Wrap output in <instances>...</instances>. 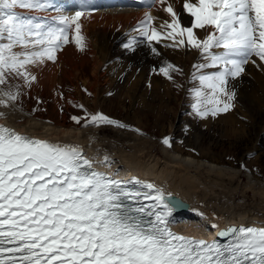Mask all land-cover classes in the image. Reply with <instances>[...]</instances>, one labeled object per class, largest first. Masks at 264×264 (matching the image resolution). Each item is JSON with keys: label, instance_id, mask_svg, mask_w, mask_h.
<instances>
[{"label": "snow or ice", "instance_id": "6c2138e0", "mask_svg": "<svg viewBox=\"0 0 264 264\" xmlns=\"http://www.w3.org/2000/svg\"><path fill=\"white\" fill-rule=\"evenodd\" d=\"M152 2L171 18L161 32L146 13L137 29L152 52L159 55L153 41L168 39L169 46L200 52L206 62L194 65L197 72L218 69L211 75L193 73L201 85L194 92L196 114L203 118L230 110L236 93L228 87L229 78L240 77L252 56L264 63V0H183L182 11L170 0ZM53 7L50 0H0V107L18 99L20 86L12 91V80H23L24 86L36 80L30 66L55 62L69 43L84 49L79 21L85 13H59L37 22L16 11ZM185 14L190 26L182 21ZM196 29L211 30L200 39ZM134 43L124 47L134 50ZM172 71L178 69L170 63L159 69L168 79ZM202 97L214 107L202 110ZM84 119L86 127H126L99 112ZM162 143L169 145V139ZM132 183L146 191L131 190L126 182L96 171L76 146L0 126V264H264V226L227 228L218 233L225 243L185 237L169 227L176 207L170 194L166 197L152 183Z\"/></svg>", "mask_w": 264, "mask_h": 264}, {"label": "bare ground", "instance_id": "6f19581e", "mask_svg": "<svg viewBox=\"0 0 264 264\" xmlns=\"http://www.w3.org/2000/svg\"><path fill=\"white\" fill-rule=\"evenodd\" d=\"M170 2L175 5L177 10L182 11L183 0H170ZM58 14L39 11L32 13V15L50 19ZM143 14L144 12L136 13L123 9L122 11L118 9H106L92 15H84L79 21L85 44L82 51H88V54H91L96 61L102 63L105 60L107 61L108 49L114 47L112 46L113 42H118L124 46L130 40H133L135 41L133 45L140 46V49L146 55L145 66L148 65L152 68L156 61L154 57H149L151 48H146L145 43L139 41L141 39L139 36H142V34L137 31L141 25L139 19ZM149 14L154 17L155 22L159 25L170 20L168 14L163 11L162 5L149 12ZM182 21L185 25L190 26V18L186 14L182 16ZM210 30L196 29L194 31L200 39H204ZM147 45H149V42ZM152 45L159 53V55H154L158 59H162V63L163 60L170 61V57L173 56H176L175 58H178V61L183 59V64L193 62L194 65H197L199 62L201 64L206 62L202 61L201 54L198 50L190 46H169L172 45V41L168 39H162L159 43L153 41ZM68 46L63 51L61 49L57 52L55 62L45 61L43 64L30 66L29 71L36 77V80L31 84L29 91L26 90L28 89L26 86L23 87L26 88L25 90L28 95L35 92L37 90L36 88L43 93L49 91L55 92V86L62 84L61 81L64 77L66 80L73 81L75 76L81 72L80 68L78 70L76 66L78 63L76 62L78 58L82 61L85 60L86 55H81L82 51L78 50L74 43ZM99 50L105 51L106 56L102 54L100 58L97 54ZM214 51L219 52L222 50L214 49ZM99 55L101 56V53ZM147 57L149 59L148 61H146ZM178 61L174 60V63L177 64ZM105 66V64L102 66L98 65V68L102 69ZM182 68H184V65ZM208 69L210 72L208 75L218 70L216 68ZM96 70L97 67L95 65L90 74L92 78L91 84H89L90 81L88 78L83 79V84L88 85L92 90L96 84L107 80V76L103 77L102 75L101 77H96ZM193 70H196V68ZM128 74L127 76H129ZM130 74L131 76L128 78H130L129 81L131 80V82H128V91H125L126 95L130 92L129 90L131 88L134 89L135 84L138 87L140 85L142 86V83L148 85L145 87V90L152 92L154 96L155 94H160L161 97L166 98L173 91L172 83L169 80H166L162 76L158 77L152 72L146 73L143 70L136 72L135 70L134 72H130ZM186 81H188V76H186ZM228 87L236 93L234 100L231 101L232 107L230 110L227 112H219L215 116L208 114L202 120L196 119V122L202 126L214 128V125L209 120H216L215 122L219 124L218 126L222 131L221 135L219 134L220 137L230 136L232 140L238 139L240 141L251 142V147L249 149L247 148L246 153L248 152V154L251 153L254 155L252 162L258 161L262 151H264L261 147V143L264 144V141L260 140L262 135L264 136V125L262 127L259 126L261 123L259 119L262 118V115L260 113L258 114L257 111H248V107L242 101L239 105L236 99L244 98L247 102L249 100L255 101L258 112L264 110V63L255 56L250 57L249 62L245 65V72L236 79L229 78ZM203 91L210 93L211 90L203 89ZM259 92L263 94V97H260ZM123 93L124 90H121L120 95ZM144 94L146 93L142 92L138 96V100H141V98L143 100V97L147 95ZM53 98L55 99L54 106L56 107L58 100L54 96ZM220 98L222 101L226 99L223 96ZM201 99L205 100L206 98L202 97ZM96 100L98 98L95 97L94 110L95 113H100L96 105ZM144 102L143 100L142 103L145 104L146 102ZM212 107L214 105L208 108L210 109ZM219 107H223V103ZM17 108L19 106L16 102L10 103L8 107H0V126L11 128L17 133L33 139H42L49 143L59 145L76 146L81 150L85 158L92 160L93 167L96 171L101 173L109 174V172H112V163L114 160H117L120 163L118 167H123L124 169V175H122L124 178L134 176L140 182L154 184L157 188L163 190L166 197L170 194L171 200L173 198H179L186 202L188 204L187 209L173 211L172 216L169 218L170 229L179 235L195 239H204L206 241L211 239L213 234L209 229L193 223L197 217L196 214L200 215L202 219L204 218L209 223L212 231L216 228H225L231 224L236 226H264V180L253 176L251 180H254V182L248 181L239 184L238 180L242 172L240 173V170L236 172L234 170L232 171L233 164L231 163L229 166L220 165V162L208 156L203 150L200 151L198 157H196V154L192 156L177 144L171 147V150L177 153V155H168V150L164 151L163 149L159 153L160 151L154 150V145L149 140L138 135L140 134L138 132L140 130L139 124L136 128L138 131L130 129L127 126V128H118L110 125H102L99 127H86L82 125V127H73L65 123L63 120L64 116H60V120L57 123H52L49 120L37 116H25ZM236 113L246 118L247 122L243 123L239 121V118L235 115ZM258 128L259 130L257 131ZM108 130L114 133L111 139H109L110 137L101 136L102 133L105 134ZM202 134L201 130L196 133L194 131L193 136L188 140L184 141L185 137H175V139L180 143L184 142L186 147L200 149L204 140ZM251 135H254V139H250ZM118 146L119 149L117 148ZM93 148L100 149L102 155L99 157ZM105 157H107V161H105ZM245 159V157L242 158L243 162L240 164L241 167L247 164L244 162ZM112 175L116 176V170ZM249 194H251L252 201H248ZM240 201H243V203H240ZM213 225L216 227H213Z\"/></svg>", "mask_w": 264, "mask_h": 264}, {"label": "rangeland", "instance_id": "374dc122", "mask_svg": "<svg viewBox=\"0 0 264 264\" xmlns=\"http://www.w3.org/2000/svg\"><path fill=\"white\" fill-rule=\"evenodd\" d=\"M16 11H18L17 13L23 15L25 18L28 19L34 18L37 22H41V20L43 22L49 21V19L47 20L45 18L37 19L36 17L38 16L32 15L34 11L31 10L17 8ZM69 44L65 45L64 48L62 47V51L65 49V47H69L68 46ZM112 46L114 47H110V49H108L110 53L108 52L107 56L105 51L103 50H99L97 52L100 58L102 57V54H104L107 58V61L104 59L105 61H103L102 63L96 61L91 54H88L89 53L88 51H82L81 55H86V59L82 61L80 58H78L77 59L78 61L76 62L78 63L76 66L78 70L79 68L81 69V72L75 76L73 81H69L68 79L66 80V78L64 77L61 81L62 84L55 86L56 87L55 92L49 91L43 93L39 91L38 88H36L37 90L35 92H33L31 95H28L26 93V90L29 91L31 85L26 86L28 88L26 89L23 88L25 87L23 80H19V79L12 80L10 82L12 91L17 90L15 88V85L20 86L18 89L19 96L18 99L15 101L19 106V108L17 109L21 111L20 113L25 114V116L28 115L37 116L45 120H49L52 123H57L60 120V116L62 117L64 116L63 120L67 125H71L73 127H82V125H85L86 123V121L84 120L86 113L95 114L94 98L96 97L98 98V100H96V105L99 108L100 113L109 117L110 119H113L121 124H124L125 126L133 130H135L139 124L140 130L138 132L140 134L138 135L143 136L144 138L149 140L152 143V145H154L153 147L154 150L158 152L160 151L159 153H161V150L163 149L164 151L168 150L167 151L168 155H172V154L177 155V153L171 150L172 145L175 144L181 146L185 152L190 153L192 156H195L196 154L197 155L196 157H198L200 151L203 150L208 156L213 157L215 160L220 162V165L229 166L231 163L233 164L232 171L234 170L236 172L240 170L239 172L242 173L240 174L241 177L238 180L239 184H243L248 181L254 182V180H251L253 176L255 178L264 180V151H262L258 161L252 162L254 155L251 153L248 154V152L246 153L247 148L249 149L251 147V142L240 141L238 139L232 140L230 139L231 137L228 135H227L228 137H223V138L220 137L222 131L218 126L219 124L215 122L216 120L211 121L208 119L210 123L214 125V128H208L196 122L197 120H202V117L196 114L192 105L197 102L194 96V92L196 89H199L201 85L198 79L193 78V73H196L197 77L200 74L208 75L210 74L208 68L203 69V71L201 70L200 72H197V70H193L195 68L194 66L192 68V65L194 64L193 62L190 64L189 63L183 64V59L178 61L177 60L178 58H175L176 56L170 57L169 59L170 61L163 60L162 63V59H158L154 55L152 50L149 52V57L150 58L154 57L156 63L154 62L155 64L151 68L148 65L145 66L144 63H145L146 55H144L145 53L140 49V46L133 45V49L135 48L134 50L126 49L123 45H120L118 42H113ZM146 46L147 45H145V47ZM142 47L144 50H146L144 46ZM173 51H177V50H173ZM100 53L101 56L99 55ZM138 55L141 56L139 57ZM201 59L202 61H205L202 58V56ZM148 60L149 59L147 57L146 61ZM174 60L178 61V63L175 64ZM169 63L174 65V67H178V71L170 72L171 79H168L164 75L159 73V69L161 65L165 66ZM103 64H105L106 66L103 67L102 69H99L98 65L102 66ZM199 64L201 63L199 62ZM95 65L97 67L95 76L96 77H101L102 75L103 77L107 76L106 77L107 80H103L105 82L96 84L95 88L92 90L90 89V87H88V85L83 84V79L88 78L90 81L89 84L92 83V78L90 74L91 71L94 69ZM183 65L184 68H182ZM135 70L136 72L140 70L146 71V73L152 72L158 77L160 76L164 77L166 80H169L172 83L173 91L166 98L161 97L160 94L159 95L155 94L154 96L152 92H148L145 90V87H147L148 85L146 83H142V86L144 87H142L141 85L137 87L135 84L134 89L131 88V90H129L130 92L126 95L125 93L128 91L127 90L128 82H131V80L129 81L130 78L128 77L131 76L130 72H134ZM189 72H190V76H189ZM127 74L129 76H127ZM186 76H188V81H189L188 90H186L185 87V85L188 82L186 81ZM126 78L128 79L126 80ZM132 79H134V77H132ZM195 80L197 81V85H193L192 83ZM183 88H184V93H183ZM121 90H124V93L122 95H120ZM142 92L147 94V95L144 94L146 96L143 97L144 98L143 100L146 102V103L144 102L145 104L142 103L143 102L142 98L141 100H138V96L141 95ZM53 93L55 94L53 95ZM150 93L152 94L149 95ZM259 94L260 97H263V94L261 92H259ZM53 96L58 100V105L56 107L54 106L55 99L53 98ZM125 96H127V98H125ZM236 100H237L236 102L239 105L241 104L242 101L244 105L248 107V111L252 112L253 110V112L257 111L258 114L260 113V115H262V118L259 119V122H261L259 126L262 127L264 125V119H263L264 110L258 112V107L256 106L257 103H255V101L249 100L247 102V100L244 98L243 99L237 98ZM201 101H202V109L203 107L208 108L213 106L212 104L203 103L204 100L202 99ZM235 115L237 118H239V121L243 123L247 122V119L239 115L238 113H236ZM73 117L78 118L80 120V123H76L72 119ZM200 130L201 133H203L202 137L204 139L201 145L202 147H200V149L194 147L191 148L186 147L184 145V142L180 143L175 139V137L176 138L185 137L184 141L188 140L190 139V137L193 136L194 131L196 133ZM258 130L259 128L257 129V131ZM113 134L114 133L111 130H108L106 131L105 134L102 133L101 136L107 138L110 137L109 139H111L113 138ZM166 137L169 139L170 146L162 143L163 139ZM250 139H254V135H251ZM260 140L264 141L263 135ZM261 147L262 150H264V144L261 143ZM117 148L119 149V146ZM94 150L96 154L99 155V157L102 155L100 149L97 148ZM243 157L246 158L244 162L247 163L246 164L247 167L245 164L242 165L243 167H241L240 165L243 162L242 161ZM117 163H119L117 160L113 161L112 172H109V174H113V172H115L116 170V176H122L124 175V169L123 167H118L120 163L119 164ZM223 166L220 167L225 168ZM117 172H121V173H117ZM248 201H252L251 194H249L248 196ZM240 203H243V201H240ZM196 216L197 217L195 218L193 223H196V225L198 226L205 227L210 231L212 230L211 227H209L210 226L209 223L204 218L202 219V217L197 214Z\"/></svg>", "mask_w": 264, "mask_h": 264}, {"label": "water", "instance_id": "95a60500", "mask_svg": "<svg viewBox=\"0 0 264 264\" xmlns=\"http://www.w3.org/2000/svg\"><path fill=\"white\" fill-rule=\"evenodd\" d=\"M186 207V206H185ZM184 208V207H183Z\"/></svg>", "mask_w": 264, "mask_h": 264}]
</instances>
